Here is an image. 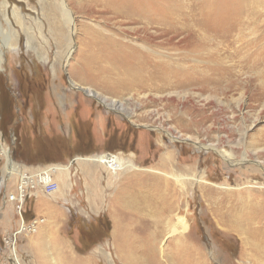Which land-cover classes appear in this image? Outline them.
Instances as JSON below:
<instances>
[{"label": "rangeland", "instance_id": "obj_1", "mask_svg": "<svg viewBox=\"0 0 264 264\" xmlns=\"http://www.w3.org/2000/svg\"><path fill=\"white\" fill-rule=\"evenodd\" d=\"M176 3L206 4L219 21L243 12L250 41L264 34V0ZM62 4L71 11V28ZM97 6L91 0H0V33L15 42L2 47L0 62V264H96L90 253L98 248L111 264H123L114 251L119 229L130 222L144 241L157 220L154 205L135 209L131 196L167 198L174 222L182 217L188 224L183 236L202 264H264V257L242 258L252 252L243 249L241 232L220 219L227 207L218 204L226 192L264 184L256 171L239 168L256 161L264 168V93L251 92L264 77L242 69L231 81L206 87H121L124 65L112 70L92 61L95 47L89 51L82 42L103 30L134 43L133 26L119 25ZM204 23L209 33L223 30ZM55 165L67 166L66 173L37 171ZM156 182L160 190L147 188ZM179 236L164 235L159 251Z\"/></svg>", "mask_w": 264, "mask_h": 264}, {"label": "bare ground", "instance_id": "obj_2", "mask_svg": "<svg viewBox=\"0 0 264 264\" xmlns=\"http://www.w3.org/2000/svg\"><path fill=\"white\" fill-rule=\"evenodd\" d=\"M91 1L100 6L102 12L106 11L115 19H120L119 25L133 26V28H130L131 32L129 34L134 38V43L117 39L118 34L116 36L115 33L107 32L106 35V32L103 30L100 31V35H97L98 31H93L90 38H85V41L82 42V45L88 48L89 51L95 47L94 54L90 56L92 61L100 63L105 61L112 70L120 67V65H124L121 76L123 81H121L122 84L119 83L121 87L127 89L135 86L149 88L151 86L150 82L160 84L162 87L173 83L178 86L206 87L218 82H229L234 75L240 74V70L242 69L246 73L249 71L254 72L256 77H264V46L261 44L264 42V34L262 33L255 40L252 39L250 41V35L243 32L249 24L246 18H244L243 12H241L242 18L238 15V17H233L230 21H226V19L219 21L216 14H214L215 9L207 11V5H202V3L197 4L198 2L190 3V5H181L176 3L177 0ZM62 8L66 25H69L71 28L73 25L71 11L65 4H62ZM190 11L193 14L186 16ZM206 21H208L207 24L210 28L213 25L216 29L218 26L223 30L213 33L203 30L202 27ZM232 28L233 33L229 32L232 31ZM147 36L151 40H148ZM0 42L2 43L0 45L1 62L2 47L4 49L7 47L11 48L15 42L6 41L3 33H0ZM223 51L225 53H222ZM126 63H128L127 67ZM149 66L155 70L153 72L148 71ZM97 67L95 68L97 69ZM242 75H245V73H242L239 77ZM259 78L255 79V81L258 82ZM77 90L89 97H93V94L89 90L86 91L83 88H77ZM251 92L264 93V83L258 84ZM100 103L106 104V106L112 109L117 108L116 102L105 103L104 101H100ZM118 107H121V105ZM220 154L225 161L231 163L228 156L221 152ZM9 159L10 157H7V162L10 165ZM97 159L99 158L97 157ZM97 159L92 160L96 161ZM100 159L112 162L117 160L118 157L104 156ZM79 160L85 161L84 158H79ZM243 163L245 164L246 162ZM261 164L263 163L256 161L253 164L255 166L244 167L241 165L239 168L242 170V174H251L253 171H256L257 175H261L264 180V168ZM128 167V171L133 169L131 165ZM259 168L261 169L259 170ZM14 169L12 167V171ZM51 169L58 173H66L67 166L55 165L50 170L44 167L37 171L41 173L47 172L48 175H52L50 174ZM199 179H203V175L196 180L197 183ZM159 183L156 182L155 186L148 185L147 188L151 191L154 189L160 190L161 185ZM164 184L167 187L168 184L165 182ZM206 190L210 191V193L212 191V189ZM260 190L264 191V184L261 185V188L245 186L238 191L226 192L222 195L223 201L218 203L220 205L224 204L227 207L226 212L220 215V219L230 228V231L241 232L240 235H242L243 239L240 240V243L243 245V249L245 247L250 248L252 252L250 255L241 254L242 258L254 261H258L264 257L261 255L264 254V192L260 193ZM167 200V198L160 199L157 196L156 198L155 196H144V198L130 197V202L133 203L135 209L149 206L151 208L154 205L153 209L155 210L154 213L157 220L153 222L154 224L152 223L153 232L148 230L144 241H140L135 236V230H132L130 222L128 226L119 229L120 236H113L115 242L114 251L117 250L119 253L118 260L123 262V264L203 263L202 258L198 257L199 252L191 248L187 242V237L183 236L189 230L188 224L182 217L174 222L171 217L174 205H171ZM19 202H21V199H19ZM212 202L217 203L216 201ZM141 220L143 221V219ZM117 228L115 229L117 230ZM176 233L180 235V238L178 240L177 238L172 239L169 242L167 250L159 251L158 245L163 236L167 234L175 235ZM255 243H259L260 248H256L254 246ZM90 254H93V257L96 258V264H99L100 260L101 262L103 260L106 261V264H111L108 259L109 256L107 257V254H104L100 248ZM159 255L163 260H161V257H158ZM97 259L100 260L98 261Z\"/></svg>", "mask_w": 264, "mask_h": 264}, {"label": "trees", "instance_id": "obj_3", "mask_svg": "<svg viewBox=\"0 0 264 264\" xmlns=\"http://www.w3.org/2000/svg\"><path fill=\"white\" fill-rule=\"evenodd\" d=\"M86 153H89V151H88V152L85 151V154H86Z\"/></svg>", "mask_w": 264, "mask_h": 264}, {"label": "built area", "instance_id": "obj_4", "mask_svg": "<svg viewBox=\"0 0 264 264\" xmlns=\"http://www.w3.org/2000/svg\"><path fill=\"white\" fill-rule=\"evenodd\" d=\"M22 207V206H21ZM17 208H18V206H17ZM21 211V210H20Z\"/></svg>", "mask_w": 264, "mask_h": 264}]
</instances>
